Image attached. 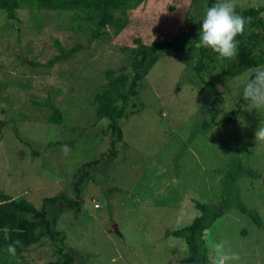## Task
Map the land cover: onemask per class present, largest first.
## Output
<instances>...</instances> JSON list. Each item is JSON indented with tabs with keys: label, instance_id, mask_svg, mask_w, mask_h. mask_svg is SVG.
I'll list each match as a JSON object with an SVG mask.
<instances>
[{
	"label": "rangeland",
	"instance_id": "1",
	"mask_svg": "<svg viewBox=\"0 0 264 264\" xmlns=\"http://www.w3.org/2000/svg\"><path fill=\"white\" fill-rule=\"evenodd\" d=\"M190 1L146 0L128 12L118 34L110 30L107 41H94L68 62L51 66L46 63L57 54L54 42L65 48L84 44L85 37L76 39L68 30L73 12L18 9L16 24L0 11V202L23 198L38 209L44 198L60 193L68 200L51 212L56 243L34 237L36 243L18 254L20 264L55 262L60 255L54 248L61 247L67 264H183L185 244L165 232L198 216L195 201L221 211L203 232L208 264L210 242L220 239L241 254V264H264V142L255 140L264 108L251 109L246 102L236 123L212 126L211 97L187 77L183 63L162 55L129 103L128 111L138 110L120 120L122 137L109 157L107 122L85 105L105 82L104 69L129 70L121 48L134 47L136 38L149 45L180 33ZM235 3L236 9L256 8L264 0ZM248 75L215 87L218 117L242 97ZM46 98L70 117L59 125L48 122L50 110L33 104ZM63 145L71 148L67 156ZM93 161L77 203L70 183ZM240 210L258 217L260 226ZM11 260L0 255V264Z\"/></svg>",
	"mask_w": 264,
	"mask_h": 264
},
{
	"label": "trees",
	"instance_id": "2",
	"mask_svg": "<svg viewBox=\"0 0 264 264\" xmlns=\"http://www.w3.org/2000/svg\"><path fill=\"white\" fill-rule=\"evenodd\" d=\"M146 0H0V11L9 22L20 23L15 16L18 9L28 10L29 12H73L69 16L70 25L68 30L75 34V38L85 37L84 44L75 41L70 47H62L58 42H54L57 54L53 55L46 65L63 64L71 60L79 51H85L94 41H107L109 31L118 34L125 28L127 14L134 10L139 4ZM215 0H208L211 6ZM236 12L244 17H250L251 22L246 26L244 33L237 36L238 55L232 59H225L209 49L198 47L200 21L203 16L202 0H191L183 20L184 29L167 41L159 43L153 42L145 45L140 39H134V47H123L121 50L129 58V70L116 73L112 69H104L103 77L105 82L98 83L96 91L90 95L89 101L85 105L94 110L98 119L107 122L109 132V148L107 155H116L114 146L121 140L120 120L125 115H131L128 111L129 103L137 97L138 87L146 76L150 68L162 56L167 55L174 58L179 63H183L186 68L184 71L187 77L194 80V84L207 97H211L208 113L212 126L225 128L236 123L240 109L247 101L240 97L238 101L227 111L226 115L218 117V111L214 103L218 98L214 95L216 86L220 87L235 78L236 76L248 71L249 68L264 66V22L261 13H264V4L256 8L236 9ZM33 14V13H31ZM75 23V24H73ZM16 37L20 34L17 25L11 28ZM192 50L193 60L187 62V56ZM28 65L38 67L34 62H27ZM249 79V75H248ZM36 106L45 107L50 110L47 121L50 123L61 124L67 120L69 110H58L54 102L46 98L41 102H33ZM67 109L69 107L65 106ZM75 107H72L74 109ZM243 109V108H242ZM218 117L219 119H216ZM2 127V122H0ZM201 126V125H200ZM199 126V127H200ZM204 125L201 126V130ZM37 155L32 152V156ZM97 161L83 164L75 180L70 183L69 193L74 201L78 203L80 189L89 168ZM68 200L64 193L56 196L44 198L41 206L37 209L30 202L23 198H11L0 202V255H7L3 249L8 243L14 240L22 241L23 246H17V254L35 244L34 237H46L52 243L58 240V233L53 232L56 221L52 215V210L57 204H62ZM193 207L199 212L189 224L172 232H165L176 238L182 239L187 249V258L183 264H208L206 248L204 246L203 232L208 230L212 223L221 217V211L211 205L193 202ZM247 215L256 225L260 226L258 217L254 214L240 210ZM9 228L10 240L4 239L3 228ZM56 236V238H55ZM62 244L61 239L58 241ZM53 244V245H54ZM57 246V244H56ZM59 258L49 264H67V253L64 249L54 248ZM8 256V255H7ZM16 264V260H11Z\"/></svg>",
	"mask_w": 264,
	"mask_h": 264
},
{
	"label": "clouds",
	"instance_id": "3",
	"mask_svg": "<svg viewBox=\"0 0 264 264\" xmlns=\"http://www.w3.org/2000/svg\"><path fill=\"white\" fill-rule=\"evenodd\" d=\"M203 16L200 21L198 47L209 49L225 59L238 55L237 36L242 35L251 22L250 17H244L236 12L235 0H215L208 6V0H202ZM249 79L242 89V97L250 108H264V66L248 69ZM255 140L264 142V126H259L255 132ZM64 155L71 153L68 145H63ZM97 208V205L94 206ZM4 239L10 240L9 228H3ZM17 246H23L22 241L14 240L6 245L3 252L20 264ZM209 264H241V254L233 251L227 239L210 242Z\"/></svg>",
	"mask_w": 264,
	"mask_h": 264
},
{
	"label": "water",
	"instance_id": "4",
	"mask_svg": "<svg viewBox=\"0 0 264 264\" xmlns=\"http://www.w3.org/2000/svg\"><path fill=\"white\" fill-rule=\"evenodd\" d=\"M113 230L115 231V228L113 227Z\"/></svg>",
	"mask_w": 264,
	"mask_h": 264
}]
</instances>
